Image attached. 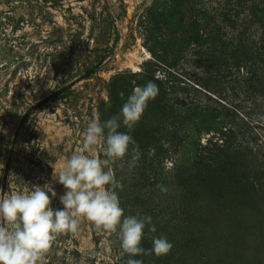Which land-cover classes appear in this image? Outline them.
<instances>
[{"label": "rangeland", "instance_id": "1", "mask_svg": "<svg viewBox=\"0 0 264 264\" xmlns=\"http://www.w3.org/2000/svg\"><path fill=\"white\" fill-rule=\"evenodd\" d=\"M149 81L158 96L134 128L119 129L139 161L129 166L130 150L113 165L115 191L126 216L152 217L145 249L154 236L173 247L132 258L264 264V0H0V197L48 184L63 209L55 169L82 150L92 119L118 115ZM70 83L19 130L31 105ZM128 259L116 234L86 219L46 255L47 264Z\"/></svg>", "mask_w": 264, "mask_h": 264}, {"label": "clouds", "instance_id": "2", "mask_svg": "<svg viewBox=\"0 0 264 264\" xmlns=\"http://www.w3.org/2000/svg\"><path fill=\"white\" fill-rule=\"evenodd\" d=\"M159 88L149 81L134 87L120 113L105 122L92 119L84 133L82 150L74 152L53 176L64 186L60 196L63 209H54L51 197L57 193L46 184L30 191L12 190L0 197V264H47L46 255L59 235H77L82 220L90 222L98 233L117 235L119 248L129 259L126 264H143L132 257L166 256L173 245L165 236H154L152 247L145 249L142 241L147 227L155 233L150 215H125L116 188L113 165L132 153L129 166L139 161V145L121 125L128 129L140 121L150 100ZM100 149L103 158L96 155ZM167 171V163L165 164ZM161 191L167 189L158 185ZM51 193V197L49 195Z\"/></svg>", "mask_w": 264, "mask_h": 264}, {"label": "water", "instance_id": "3", "mask_svg": "<svg viewBox=\"0 0 264 264\" xmlns=\"http://www.w3.org/2000/svg\"><path fill=\"white\" fill-rule=\"evenodd\" d=\"M103 63V60L99 61L94 67H92L91 69H89L81 78H84L87 74H90L91 72H93L95 70L96 67H98L99 65H101ZM73 83H70L64 87H61L60 89L54 91L53 93L47 95L46 97H44L43 99H41L40 101H38L37 103L31 105L28 110L26 111V113L23 115L22 119H21V122H20V125H19V130L21 128V126L23 125V123L25 122V120L29 117L30 114L33 113V111L42 106L45 102L51 100L52 98H54L55 96H57L59 93H61L62 91H64L65 89H67L68 87L72 86ZM19 130L16 134V137L19 133ZM12 156H13V148L11 149V152L9 154V158H8V161H7V164H6V167H5V171H4V176H3V179H4V184H3V190L5 189L6 187V181H7V177L9 175V171H10V166H11V160H12Z\"/></svg>", "mask_w": 264, "mask_h": 264}, {"label": "trees", "instance_id": "4", "mask_svg": "<svg viewBox=\"0 0 264 264\" xmlns=\"http://www.w3.org/2000/svg\"><path fill=\"white\" fill-rule=\"evenodd\" d=\"M118 40H119V33L116 32L115 38H114V43L116 44L118 42ZM214 145L217 146V147H219L218 144H214Z\"/></svg>", "mask_w": 264, "mask_h": 264}]
</instances>
